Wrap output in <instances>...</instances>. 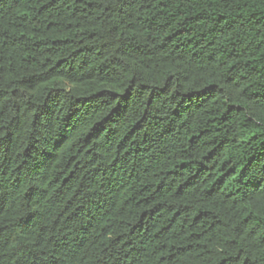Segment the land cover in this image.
Here are the masks:
<instances>
[{"label": "trees", "instance_id": "trees-1", "mask_svg": "<svg viewBox=\"0 0 264 264\" xmlns=\"http://www.w3.org/2000/svg\"><path fill=\"white\" fill-rule=\"evenodd\" d=\"M0 264H264V0H0Z\"/></svg>", "mask_w": 264, "mask_h": 264}]
</instances>
